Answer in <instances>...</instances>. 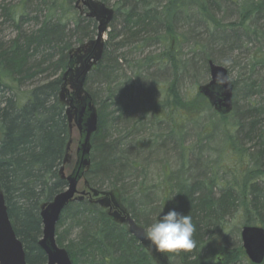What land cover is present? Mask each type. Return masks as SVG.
Segmentation results:
<instances>
[{"label":"trees","instance_id":"1","mask_svg":"<svg viewBox=\"0 0 264 264\" xmlns=\"http://www.w3.org/2000/svg\"><path fill=\"white\" fill-rule=\"evenodd\" d=\"M74 1L20 0L12 7L0 5V16L17 25L27 17L22 13L27 6L42 16L33 18L39 24L36 30L20 31L7 45L0 44V185L28 264L47 263L38 245L43 227L39 209L66 185L58 169L70 129L59 92L68 52L97 31L93 18L78 15ZM100 1L108 7L112 4L114 17L103 56L85 81L99 114L98 129L91 138V168L86 174L90 186L114 192L138 224L148 226V216L158 206L163 209L159 215L172 209L190 215L195 246L178 254L166 253L170 264L173 257L182 264H239L246 255L240 240L236 246L228 244L231 224L238 234L246 225L264 228V81L251 76L256 69L264 70V0ZM117 20L122 21L120 25L115 24ZM197 26L207 36L196 32ZM189 42L193 54L187 58L189 51L184 56L183 50ZM252 42L260 45V55L249 63L247 74L232 80L234 106L229 114L216 112L198 91L192 97L182 93L183 76L196 77L199 60L207 70L209 60L225 66L230 61L219 57L221 52ZM214 44L222 47L216 49ZM156 45L162 48L159 54L151 50ZM39 53L40 68L36 64L37 71L32 72L29 61ZM44 62L54 75L20 92L27 78L43 71ZM145 72L153 73L145 80L154 85L158 101H153L151 122L159 124L149 126L153 138L134 144L178 152L172 164L166 162L157 207L154 188L144 181L147 173L141 174V162L133 158L136 151H128L126 142L107 134L112 113L121 123L128 115L133 130H142L148 121L142 112L136 118L138 109L130 104L133 78H143ZM164 75L171 79L157 78ZM205 112L209 115L203 120ZM193 134L196 141L187 144ZM197 162L201 168H193V174L190 167ZM61 217L70 224L65 232L57 233L64 226L59 220L56 240L67 249L73 264H157L127 226L113 221L99 204L73 202ZM71 233L75 236L70 237Z\"/></svg>","mask_w":264,"mask_h":264},{"label":"water","instance_id":"2","mask_svg":"<svg viewBox=\"0 0 264 264\" xmlns=\"http://www.w3.org/2000/svg\"><path fill=\"white\" fill-rule=\"evenodd\" d=\"M80 3L87 7V16L95 18L98 22L97 34L94 39L69 50L67 66L61 76L59 99L66 105L70 139L60 174L67 181V188L42 204L43 236L38 245L47 257L46 264H73L67 249L57 243L56 225L68 204L88 197L90 202L107 209L113 221L127 225L128 232L143 244L157 264H170L166 253L157 251L150 245L145 238L144 229L121 206L114 192L94 188L86 178V172L91 165V138L98 129V111L91 94L85 88V81L103 56L105 33L113 20L114 9L100 0H77L78 8ZM208 67L210 80L199 85L198 91L208 99L216 112L229 114L234 106V84L228 69L213 61H209ZM74 132L77 139L73 136ZM74 143H77L75 160L72 159ZM240 236L247 258L253 264H261L264 261V228L246 225L242 227ZM0 264H27L26 251L12 226L1 186Z\"/></svg>","mask_w":264,"mask_h":264},{"label":"rangeland","instance_id":"3","mask_svg":"<svg viewBox=\"0 0 264 264\" xmlns=\"http://www.w3.org/2000/svg\"><path fill=\"white\" fill-rule=\"evenodd\" d=\"M20 0H0V5L4 4L6 7H12L15 4H17ZM114 1V0H113ZM74 4V3H73ZM81 5L80 4V8L81 9ZM109 6L112 7V4H108ZM87 8V7H86ZM88 11V9H86ZM27 15V17L23 18V20H19L18 21V25L16 22L14 21H9L6 20L5 17H1L0 16V44L2 45H7L9 43V40H12L13 38H15L20 31L24 32V33H30L33 30H36L37 27L39 26L38 23H36L34 21V17L35 16H39L42 19V16L40 15H36V11L35 9H33V6H27L26 10H23L22 13H24ZM85 12V13H84ZM83 13L79 12L80 14L78 15H82V16H87L88 12L84 11ZM23 15V14H22ZM220 16H224L227 19L230 18V14H223L221 13ZM41 21V20H40ZM122 21L121 20H117V22L115 24L120 25ZM183 22L180 23V25H182ZM191 25V24H190ZM192 27V26H191ZM185 29V27H184ZM186 31H188V29H185ZM97 31L94 34L93 38L94 39L96 37ZM77 37V35H74L72 38L73 40H75V38ZM107 38V36L105 35V39ZM214 44L213 47L216 49H219L222 47L221 44ZM75 46V45H74ZM260 46L258 44L255 43H249V44H241L239 48L233 50L228 56H226L225 58H228V60L230 61L229 64L225 63V67L228 68V70L230 71V78L232 80H235L236 78H241V74H247L249 71V63L252 61V59H256L260 54L258 52L257 47ZM151 50H153V54H159L160 52H162V48L159 45L153 46L151 47ZM149 50V51H151ZM192 44L191 42H189V47H187L186 49L183 50L184 56L187 54V51H189V54L187 56V58L192 56ZM41 53H39V55L35 56V60H30V65L32 68V72L33 71H37V67L36 64L38 65V68H40V59H41ZM35 63V64H34ZM198 63L201 67V65L203 66V63L201 60L198 61ZM28 65V66H30ZM43 66V71L40 73H37L36 76H33L31 78H27L24 83H22L21 85V91L20 92H24V91H28L30 89H32L33 86H35L36 84L45 81L48 78H51L54 75V71L52 69H48V62H44L41 64V67ZM192 67V64H191ZM48 69V70H47ZM170 70V69H169ZM171 71V70H170ZM145 74V75H144ZM144 74H142V76H144L143 78H133L134 82H135V87H134V91L132 92L130 99H131V105L137 107L138 112L135 115L136 118L140 117L142 113H145L144 116L147 118L148 121L144 122V126L141 129H130L129 128V124H130V119L128 120L129 116L127 114L126 119L123 116L122 117V122L121 123L119 121V119L116 120L117 118V114L116 113H112L109 117H108V130L110 129V132H108V138L114 139V138H118L121 141L126 142L127 144V150L130 151L131 149L136 151V156H134L133 158H136L137 161L139 162H143V160L147 161L148 164V173L147 176L144 178L145 184L146 185H150L151 187L154 188V193L153 196L155 197V205L154 206H158L159 200L161 199V193H162V188L163 186L161 185L162 182H164L165 179V174H166V170L165 167L167 165L166 162H170L172 164V158L173 156H169L170 154L168 149L169 148H165V149H157V148H152V147H137L134 144V141H143V140H147L149 137L153 138V132L151 131V128L149 126H155L157 127L159 123L153 124L151 122V119H153L154 117V113H153V101L157 102L158 99L155 96V91H154V85L151 83V81L148 79L147 81L145 80V78H149L151 76L150 72H145ZM148 74H150V76L146 77ZM153 76V75H152ZM196 77H194L193 74L188 73L187 75L183 76L182 82H181V91L184 95L187 96H194V93L197 92L198 86L201 84H205L207 82H209L210 80V73H209V69H205L204 67H202L197 75H195ZM252 78L255 79V81H264V70L262 69H256L255 72L253 74H251ZM159 79H163V82H167L169 81L170 75L166 76H159L157 77ZM193 78H197L195 81L193 80ZM160 81V80H159ZM197 83V84H196ZM95 84H93L94 86ZM7 95L9 94V92H5ZM104 94H101L102 97H104ZM157 99V101H156ZM240 104H242V102L240 101ZM207 115H209L208 112H205L203 114V116L201 115V119L205 120ZM175 117H173L174 119ZM171 121V120H170ZM155 122V121H154ZM189 124V123H187ZM162 125L167 126L166 122H164ZM185 124H182V128H184ZM74 138H78L76 133H73ZM193 137H195V135H190L189 138H187L186 143L190 144V139H193ZM77 146V143H74L73 145V152H72V159L75 160V148ZM98 154V151L97 153ZM168 160V161H167ZM172 166V165H171ZM173 167H177V163L175 165H173ZM176 169V168H175ZM140 171V170H139ZM141 181V178H139L137 180V182ZM136 182V181H135ZM102 189V188H101ZM105 189V188H104ZM103 189V190H104ZM159 214L158 209H155V212L152 213V216H157ZM154 219V218H153ZM234 223V222H233ZM233 223L231 224V228L230 230H228V244L232 245H237L238 241L240 240V243L242 245V241H241V236L240 233L238 234L237 232H235V228L233 226ZM241 222H239L240 224ZM65 226L62 227H58L57 229V233L61 232L65 229ZM75 236V233H71V236ZM170 261L173 262V264H178L180 261L176 258H170ZM250 260L245 256V258H243V260L239 263V264H249Z\"/></svg>","mask_w":264,"mask_h":264},{"label":"clouds","instance_id":"4","mask_svg":"<svg viewBox=\"0 0 264 264\" xmlns=\"http://www.w3.org/2000/svg\"><path fill=\"white\" fill-rule=\"evenodd\" d=\"M163 209L161 210V212ZM195 225L190 215L172 209L158 216L145 229V238L157 251L178 254L195 246Z\"/></svg>","mask_w":264,"mask_h":264},{"label":"bare ground","instance_id":"5","mask_svg":"<svg viewBox=\"0 0 264 264\" xmlns=\"http://www.w3.org/2000/svg\"><path fill=\"white\" fill-rule=\"evenodd\" d=\"M76 3H77V0H75L74 1V6L76 7ZM86 17H88V16H86ZM89 18H93V17H89ZM95 21H96V19L95 18H93ZM112 22V21H111ZM111 22H110V24H111ZM96 24H97V26H98V22L96 21ZM110 24H109V26H110ZM262 27H264V24L262 25ZM191 28H193V27H191ZM196 32H199V33H201V34H203V35H206L207 36V34L202 30V27H196L195 29H194ZM110 30H108L106 33H105V35L107 36V38H108V32H109ZM107 38H106V40H107ZM89 40H91V39H89ZM89 40H86V41H84V42H82V43H80V44H78V45H76V46H74V47H77V46H79V45H81V44H83V43H85V42H87V41H89ZM214 40V39H213ZM74 47H72V48H74ZM71 48V49H72ZM69 53V52H68ZM224 52H221V54L219 55V57L220 56H223V58H225L226 56H228L231 52L230 51H228L226 54H223ZM226 60H228V58H225ZM209 61H212V60H209ZM209 61H208V63H209ZM219 65H223V64H219ZM224 66V65H223ZM197 68H198V70H200L201 68H202V66L200 67V66H197ZM197 68H195V69H197ZM91 72V71H90ZM87 78V77H86ZM98 124H99V114H98ZM96 133V132H95ZM94 133V134H95ZM93 134V135H94ZM92 135V136H93ZM196 141V138L195 137H193V139H190V142H193V141ZM67 146H68V143H67ZM67 146H66V151H67ZM91 147H92V145H91ZM66 151H65V155H66ZM168 151H169V153L168 154H170L169 156H173V158H172V160H175L176 159V157L178 156V152H177V150L175 149V148H169L168 149ZM65 155H64V157H65ZM64 157H63V159H64ZM62 163H63V160H62ZM203 163H204V161H203ZM148 164H147V161H145V160H143V162L138 166V169H140V171H141V174H146V173H148ZM62 167V164L60 165V167H59V169H58V174H59V177H60V179L61 180H64L65 182H66V185H65V188L63 189V190H65L66 188H67V181L64 179V178H62V176H61V174H60V168ZM90 168H91V165H90V167H89V169L87 170V172L90 170ZM193 168H195V169H200L201 168V164L200 163H196L195 165H192L191 167H190V172L192 173L193 172V174L195 173V169H193ZM193 169V170H192ZM87 172H86V174H87ZM147 176V175H146ZM109 182H105V184H108ZM62 190V191H63ZM104 190H106V189H104ZM77 201H79V200H75V201H72L71 203H73V202H77ZM80 201H88L90 204H94V205H96L97 203H92V202H90V200H89V198L88 197H85L83 200H80ZM70 203V204H71ZM69 205V204H68ZM42 206V205H41ZM41 206H40V209H39V215H40V218H41V221H42V216H41ZM157 209H158V212H161V210H162V208H160V206H158L157 207ZM159 215V214H158ZM157 215V216H158ZM62 216V213H61V215H60V218H59V220L60 219H62V222H63V224H64V226L66 227V228H68L69 227V224H70V221L69 220H67L66 218H63V217H61ZM157 216H152V215H150V216H148L149 217V219L148 220H150V223L153 221V220H155L156 219V217ZM10 217V216H9ZM132 217V216H131ZM154 218V219H153ZM10 220H11V223H12V226H13V228H14V224H13V221H12V219L10 218ZM135 221V220H134ZM59 222V221H58ZM58 222H57V225H58ZM136 222V221H135ZM138 224V223H137ZM57 225H56V228H57ZM143 229H144V231H145V229L147 228V226H145V225H143V224H139ZM42 226H43V223H42ZM64 232H65V230H64ZM42 236H43V227H42ZM42 238V237H41ZM40 238V239H41ZM56 239H57V236H56ZM40 241V240H39ZM39 243V242H38ZM138 243L141 245V247H143L146 251H147V249L143 246V244L140 242V241H138ZM26 251V250H25ZM148 252V251H147ZM149 253V252H148ZM27 264H28V262H27ZM178 264H182L181 262H179Z\"/></svg>","mask_w":264,"mask_h":264}]
</instances>
